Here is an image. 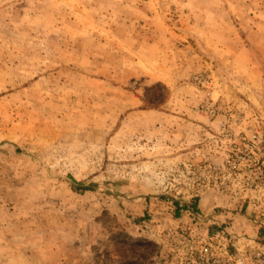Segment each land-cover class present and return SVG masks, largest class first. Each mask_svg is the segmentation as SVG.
<instances>
[{"label":"rangeland","instance_id":"obj_1","mask_svg":"<svg viewBox=\"0 0 264 264\" xmlns=\"http://www.w3.org/2000/svg\"><path fill=\"white\" fill-rule=\"evenodd\" d=\"M255 135L264 0H0V264H183L209 188L254 235L218 173Z\"/></svg>","mask_w":264,"mask_h":264},{"label":"built area","instance_id":"obj_2","mask_svg":"<svg viewBox=\"0 0 264 264\" xmlns=\"http://www.w3.org/2000/svg\"><path fill=\"white\" fill-rule=\"evenodd\" d=\"M262 149L260 137L253 136L244 151L232 152L218 173L243 194L246 210L257 219L256 234H233L225 227L197 236L183 264H264V162L257 158Z\"/></svg>","mask_w":264,"mask_h":264},{"label":"crops","instance_id":"obj_3","mask_svg":"<svg viewBox=\"0 0 264 264\" xmlns=\"http://www.w3.org/2000/svg\"><path fill=\"white\" fill-rule=\"evenodd\" d=\"M194 131H196V133H198V134H205V135L208 134V136H211L212 131L214 132L211 125H208L207 127L201 126V125L195 126ZM200 139H201V137H198V146H196V148L194 147V149L196 150L195 152L197 154L199 153V155L202 153V151H204V149H202V147H200V144H199ZM183 157H185L184 154H183ZM197 197L198 198L195 201V204L197 205V207H196L195 211L193 212V218L197 219V216L198 217L203 216L204 218H206V220H208L207 222L210 223L208 225H212V224L214 225V226L210 227L211 231H213V230L216 231V230H219L220 228H222V227H219L221 225L220 222H215V221H221L222 225H223V223H226L227 226H224V228L226 227L229 230V232H231L233 234H238V235L245 234L244 230L251 229L249 225L254 224L253 220L250 216L242 217L240 215L239 211L236 214L231 212L232 210L228 207L232 204V202L230 204V201H228L227 200L228 198L225 196H224V203H225L224 209H230V210L225 211L223 214L221 213L222 214L221 217L218 216L216 214L217 213L216 209L218 206H220L219 202L221 200V198H220L221 195L218 192H216V190H214V189H211V188L204 189V190L202 189L200 192H198ZM233 205L234 204H232V207H233ZM246 207H247V204L245 203L244 208H246ZM176 213H177V216H176L177 219L175 218L176 221L170 220V222L172 221V223H174L175 225H179L180 223H186V221H185L186 217L184 216L182 211L178 209ZM232 216L235 219H237V218L241 219L242 218L243 220L242 221L239 220V222L237 221L236 223L235 222L234 223L224 222V221H226L224 219H230V217H232ZM252 230H253V228H252ZM256 231H252V234H256Z\"/></svg>","mask_w":264,"mask_h":264},{"label":"trees","instance_id":"obj_4","mask_svg":"<svg viewBox=\"0 0 264 264\" xmlns=\"http://www.w3.org/2000/svg\"><path fill=\"white\" fill-rule=\"evenodd\" d=\"M196 207H197V205L194 203V204H192V206H187L186 208L188 209V208H191V209H193L194 211H195V209H196ZM221 229V228H220ZM215 230H213V231H210V234H215L216 232H218L219 230H216L215 232H214Z\"/></svg>","mask_w":264,"mask_h":264}]
</instances>
